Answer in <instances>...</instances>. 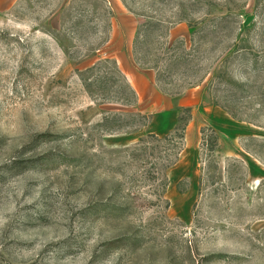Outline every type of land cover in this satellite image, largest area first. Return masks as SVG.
Returning a JSON list of instances; mask_svg holds the SVG:
<instances>
[{"label": "rangeland", "instance_id": "1", "mask_svg": "<svg viewBox=\"0 0 264 264\" xmlns=\"http://www.w3.org/2000/svg\"><path fill=\"white\" fill-rule=\"evenodd\" d=\"M0 264H264V0H0Z\"/></svg>", "mask_w": 264, "mask_h": 264}, {"label": "trees", "instance_id": "2", "mask_svg": "<svg viewBox=\"0 0 264 264\" xmlns=\"http://www.w3.org/2000/svg\"><path fill=\"white\" fill-rule=\"evenodd\" d=\"M188 111V109H186Z\"/></svg>", "mask_w": 264, "mask_h": 264}]
</instances>
